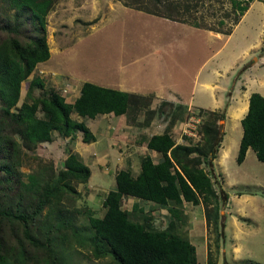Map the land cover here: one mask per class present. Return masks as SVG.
Listing matches in <instances>:
<instances>
[{
    "label": "trees",
    "instance_id": "obj_1",
    "mask_svg": "<svg viewBox=\"0 0 264 264\" xmlns=\"http://www.w3.org/2000/svg\"><path fill=\"white\" fill-rule=\"evenodd\" d=\"M3 1L9 10L18 12L19 19L28 14L29 23L34 30L33 39L24 46L15 39L0 41V115L4 121L10 118L16 119L15 126L18 129L15 130V133L18 134L25 149L28 150L38 144L49 142L52 131L64 138H71L78 132L81 134L83 143L92 142L94 139L83 122L73 121L70 118L71 113L87 119H93L98 114L114 116L125 114L127 116L128 107L131 104H135L139 100H148L150 103L149 98L146 97L83 82L78 97L70 105L65 103L64 98L58 92L52 88H46L40 78L33 77L28 81V88L24 95L25 100L20 104L18 112L10 113V109L19 100L20 83L26 78L28 79L38 63L45 62L49 57L45 17L51 10L54 1ZM252 1L254 0H230V4L237 15L242 16ZM160 4H167V0H152L151 6L154 11L144 12L175 21L171 15L163 13ZM166 10L172 13L170 7H167ZM18 18L16 17L15 20L18 21ZM238 20L233 26L237 24ZM193 27H197V25H193ZM231 29L223 32L206 30L228 35ZM165 104L162 103V105ZM166 105L173 107L170 104ZM175 108L181 109L177 106ZM199 111L201 113L197 117L203 118L204 116L207 119H202L199 124L200 140L196 145L173 143L169 128L179 119L180 115L179 112H174L171 115L172 119L169 120V123L167 122L166 130L162 134L151 136L146 143L149 150L159 153L158 161L153 162L148 156L142 157L139 161L140 172L135 179L131 178L127 171L116 172L114 189L106 193L101 204L105 210L103 216L95 218L87 209L83 210L82 213L86 215L87 228L78 229L70 224L68 214L74 212L76 215H81V209L75 207L74 210L67 212L70 207H66L60 200L64 210L60 206L57 209L55 225L51 224L52 226H50L53 231L49 234V243H55L53 233L57 231L59 235L64 236L62 237L64 240L70 237L76 239L80 246L87 244L95 258L109 257L113 264H196L194 246L179 233L183 224L179 209L168 208L167 211L172 216V221H168L163 229H154L148 223V219L149 222H152L151 211L142 214L143 210L134 203L131 212L127 213L122 209L121 201L122 198L128 196L139 201L155 203L160 208H166L168 202L174 206H179L182 202L192 206L201 203L206 227L210 226L215 234L220 232L223 222L219 212L227 200V195L219 185L216 188L212 186L216 184V181L211 169V161L220 141L218 127H215L212 123L215 121L212 119L216 116L222 120V116L201 109ZM36 112H40L42 117H35ZM150 114L153 113L150 112ZM130 121H135V118ZM240 126L242 133L236 163L242 162L248 148L254 153L258 162L264 163V98L259 94L251 93L249 95L247 111L240 120ZM12 142L14 141L6 143L10 151L13 150ZM201 163L208 166L207 171L199 167ZM12 167L13 165L6 166L4 171L11 172ZM62 168L57 181L65 189L67 193L65 195L73 198L78 197L73 185L70 182L63 183V181L71 179L74 181L73 183L85 182L88 178L87 168L74 153L67 154ZM18 188L19 186H16L14 190H18ZM44 195L46 198L48 197L46 188ZM43 204V200H38L29 218L7 209H0V223L8 225L10 228L20 227L22 235V240L17 243V255L13 254L14 249L11 247L0 250V264H66L61 260L46 263L48 247L44 243L38 244L29 230L28 224L32 220L40 225L37 219ZM136 212L142 214L143 219L132 218ZM3 243H5L4 237L0 233V245ZM30 247L32 250L45 251V256L33 259L28 250L31 249ZM52 258L57 259L55 255ZM207 262H209L208 259Z\"/></svg>",
    "mask_w": 264,
    "mask_h": 264
},
{
    "label": "crops",
    "instance_id": "obj_2",
    "mask_svg": "<svg viewBox=\"0 0 264 264\" xmlns=\"http://www.w3.org/2000/svg\"><path fill=\"white\" fill-rule=\"evenodd\" d=\"M82 2L86 3L85 0ZM111 3L106 5L108 13L114 14L116 11L125 14V18H130V14H132L130 10ZM74 4L78 8L76 15L80 14V18H82L83 11H79L80 0L75 1ZM87 5L88 3L82 4L81 8ZM90 6L93 9L92 13H89L88 7H85L84 13L88 14L91 19L96 18V14L99 15V12L97 13L99 4L96 3L93 7L91 3ZM53 7L52 5L48 14ZM138 17H143V20L154 24L167 26L171 31L176 28L181 30L182 34H177V37L172 39L162 37V39L154 42L147 40L145 46L148 51L141 55L124 53L109 57L104 74L98 75L97 72L100 68L97 63L92 62L91 65H95L99 69L96 68L91 79H80L77 82L78 92L72 95L69 89L62 88L61 85L63 82H68L69 79L75 82V76L78 74L71 68L62 67L63 59L61 56L58 60H53L49 49L48 59L38 63L31 74L34 75L35 70L36 77L42 80L44 86L58 92L64 98L65 103L70 105L78 97L83 82L149 98L152 108L160 103H166L173 107H180L185 111L193 110L191 112H196L201 109L214 113L219 112L223 107V102L227 101L220 141L211 161V169L220 189L226 193L230 192L228 198L234 208L248 212L255 208L258 200H260L258 208L255 209L258 210L255 218H248L246 221L242 218L238 219L241 225H248V232L243 235V240H237L233 244L231 240L227 239V243H230L228 248L226 247L227 253L232 254L233 249H238L237 256H242L243 252L247 253V235L251 233L253 227L258 228V222L254 219L264 216L262 215L264 210L260 207L264 200L256 195V193L264 194V163L258 162L249 148L246 150L242 162L236 163L242 133L240 120L247 111L248 97L251 93H257L264 98V4L257 0L249 3L246 11L228 35L167 22L153 16ZM196 41L199 43V51L203 55L200 56L197 67L190 69L193 67L191 53ZM57 63H59V67L55 68ZM38 66L42 69H39ZM142 115L143 113L137 115L135 121L131 122L125 114L119 116L98 114L93 119H87L71 113L70 118L76 122H83L92 135L94 140L89 143H83L81 134L78 132L71 138L60 137L55 131L50 133L51 140L46 143L55 146L58 143L74 142L72 153L88 170L87 180L83 183H76L77 187L76 185L74 187L75 191L77 188L78 197L84 195L88 201L93 196L98 198L97 195L105 197L108 191L114 189L116 172L127 171L130 177L135 179L140 172V158L149 156L153 162L158 161L159 153L149 150L146 143L151 136L164 132L166 121L159 123L152 117L143 121ZM184 123V120H177L169 128V134L174 144H179L181 141L180 145H185V142L188 141H185L182 135ZM136 141H140V143L138 144ZM127 143H132V146L135 144L134 147L137 146V149L128 151L116 163L118 152ZM63 153L62 150L60 155ZM65 158L62 156V162ZM96 174L102 178H110V186L106 191L98 183L92 181ZM124 200L130 202L131 206L134 203L140 204L138 208H141L144 213L151 211V214L163 215L160 217L165 218L166 222L172 221V216L167 209L171 207L179 209L183 221L179 233L185 236L196 250L195 246H197L196 243H199L198 236L201 234V229L197 235L192 228L193 223L195 222L194 225L200 223V226L206 230L202 209L200 211L202 219L197 220L195 218L198 215V205L192 206L182 202L179 206H174L168 202L166 208H160L155 203L139 201L128 196ZM89 208L91 209V207ZM93 208L92 211L96 210V213L101 214L97 218H101L105 210L100 206L99 209ZM230 217L227 215L225 222L230 223ZM232 226L234 225L232 224ZM232 257L233 255L230 260ZM242 257L245 258V256ZM243 260L246 261L247 259Z\"/></svg>",
    "mask_w": 264,
    "mask_h": 264
},
{
    "label": "rangeland",
    "instance_id": "obj_3",
    "mask_svg": "<svg viewBox=\"0 0 264 264\" xmlns=\"http://www.w3.org/2000/svg\"><path fill=\"white\" fill-rule=\"evenodd\" d=\"M53 1L55 2L53 4L54 7L45 17L46 41L48 49L53 57L52 59L58 60L61 56L63 59L62 67L71 68L77 72L76 74H78L75 76V82H72L69 79L68 82H63L61 85L62 88L69 89L71 95L78 92L77 82H79L80 79H91L93 75L92 73L96 68H100L97 72L98 75L102 73L104 74L106 72L105 65L107 64L109 57L124 53L141 55L148 51L145 46L147 40H152V42H154L155 40L162 39V37L164 39H172L177 37V34H182V31L176 28L171 31L167 26L154 24L143 20V17H138L146 15L157 17L144 12L154 11V8L151 6L152 0H85L86 3H83V0H80L79 11H83L82 18H80V14L76 15L78 8L74 4L75 1L79 0ZM111 2L122 6L126 10H130L132 12L130 18H125V14L116 11L114 14L108 13L106 5ZM260 2L264 4V0H260ZM87 3V6L81 8L82 4L86 5ZM91 3L93 4V7L96 3L99 4L97 10L99 15L96 14V18L92 19L88 14L84 13L87 7L89 13H92L93 9L90 8ZM165 6L170 7L172 13H169ZM160 7L165 15H171L175 21L160 17L157 18L166 20L167 22L183 24L184 26L199 30L212 29L223 32L231 29L233 24L241 17L238 16L237 12L231 7L230 0H167V4H160ZM16 17L18 18V12L9 10L4 1L0 0V41L4 39H15L24 46L29 44L33 39L34 30L29 23L30 18L28 14L20 19L18 18V21L15 20ZM193 25H197V27H193ZM198 46L199 43L196 41L195 47H193L194 50L191 53L193 67L190 69H195L197 67L199 58L203 55V53L199 51L200 47ZM92 62L97 63L99 68L95 65L92 66ZM38 67L39 69H42L40 66ZM58 67L59 63L56 64L55 68ZM33 74L34 75L31 74L30 76L31 79L36 77L35 70ZM28 81L29 80L26 78L20 83L19 100L17 101V104L10 109V113H17L20 104L25 100L24 95L28 88ZM226 104L227 101H224L223 107L220 111L214 112L217 116L221 115L222 120H219L216 116L212 119L215 121H212V123L216 128L218 127L219 135H221L222 131ZM149 111L153 114H150ZM191 111L193 110L185 111L182 108H171L166 104L162 105V103L152 108L148 100H139L128 107L127 119L131 120L132 118H136L137 115L143 113V121H146L148 117L156 119L159 123L166 121L165 129H163V131H165L167 128V122L169 123V120L172 119L171 115L174 112L180 113L178 120H185L188 115L197 118L196 115L201 113L200 111ZM35 117L41 118L42 114L36 112ZM200 119V121H202V119L205 120L207 117L203 116V118L201 117ZM15 124L16 119L10 118L4 121L0 115V209H7L14 213L26 215L27 218H29L32 210L35 209L36 202L38 200L44 201L40 216L37 219L39 220L40 225H37L36 221L32 220L29 222L28 227L31 231V235L36 239V242L38 244L44 243L46 247H48L49 250H46V263H50L49 261L61 260L66 264H113L109 257L95 258L87 244H82V246H80L76 239H71L70 237L64 240L62 238L64 236L62 234L59 235L57 231L53 233V240L55 243H49V234L53 231L50 226L55 225L57 209L59 206L62 208L61 203H64L66 207H70V210H67V212L74 210L75 207L81 209V215H76L74 212H70L68 215L70 218V224L73 227L85 229L87 228V221L86 215L82 213L83 210L87 209L95 218L100 217L101 214L96 213V210L92 211V208L99 209V206L102 208L101 204L104 197L103 195L101 197L97 195L98 198L93 196L90 201L86 200L84 195L74 198L70 197L69 195H65L67 194L65 189L61 186V183L57 181L58 175L63 169L62 156L66 157L68 153H72L74 142L71 143L69 141L66 143H58L55 146L44 142L27 150L22 146L18 134L15 133V130L17 131L18 129ZM198 131L199 128H197V133ZM199 137L198 134L197 138ZM197 138H195V140H197ZM11 140L14 142H12L13 150L11 149L10 151L8 144L6 143H9ZM192 140L194 141V138H192ZM136 143L139 144L140 141H136ZM180 144L181 141H179V144L176 143V145ZM191 145L195 146L196 143L192 142ZM134 146H124L125 152L119 155V157L122 159L124 154L128 151L137 149V146ZM17 149L19 150L17 151ZM62 150L64 153L63 155H60ZM9 165H13L11 172H5V167ZM199 167L205 171L208 169V166L202 163ZM92 181L98 183L104 191L110 186L109 177L102 178V176L96 174ZM64 182H70L73 187L76 185L71 179L70 181H63V183ZM217 183L218 182L216 181V184ZM216 184L212 185L213 188L218 186V184ZM16 186H19L18 190H14ZM45 188L48 192L47 198L44 195ZM224 193L227 195V200L220 210L223 227L220 229L219 233H213L210 226L206 227V230H204L203 227L200 226V223H196L195 225V222L193 223L192 228L197 235L201 229V234L198 236L199 243H196L197 246H195L197 263L218 264L239 262L240 264H264V216L254 219L258 222V228L253 227L250 231L251 233L247 235V253H242V256H245V258L237 256L236 252L238 249H233L232 254L227 253L228 250L226 251L230 244L227 243V239L231 240L233 244H235L234 242H237V240H243V235L248 232V225H241L238 222V219L242 218L246 221L248 218H255L258 213V210L255 209L258 208L260 200H258L255 208L250 209L248 212L247 210L241 211L234 208V205L230 202L228 198L230 192ZM256 195L264 200V194L261 195V193H256ZM85 201L87 202V205ZM90 202L91 204H88ZM137 205L139 206L140 204ZM130 206V202L122 199L121 207L123 210L130 213L133 205ZM89 207H91V209ZM260 207L264 210V202L260 204ZM197 208L198 215L195 218L200 220L202 219L203 214V210L202 214L200 212L202 209L201 203L198 204ZM142 214L145 213L142 212ZM142 214L136 212L134 214L135 216H132V218L143 219V216H141ZM160 215L161 214L158 213L151 214L153 223L149 222L150 220L147 218L148 223L154 229H159L160 226L163 225V219H161L162 217H160ZM227 215L231 216L229 218L230 223L225 222ZM262 215H264V212ZM232 224L234 226H232ZM0 233L4 237L5 242L0 245V250L5 247H11L14 249L13 254L17 255V243L22 240L21 228H10L8 225L0 223ZM30 248L31 249L28 250L33 256V259H39V257L45 256V251H37L35 249L32 250V247ZM53 255H55L57 259L52 258ZM232 255L233 257L230 260ZM206 258L209 262H206ZM243 259L247 260L244 261Z\"/></svg>",
    "mask_w": 264,
    "mask_h": 264
},
{
    "label": "clouds",
    "instance_id": "obj_4",
    "mask_svg": "<svg viewBox=\"0 0 264 264\" xmlns=\"http://www.w3.org/2000/svg\"><path fill=\"white\" fill-rule=\"evenodd\" d=\"M196 116H197V115H196ZM189 118H193V119L197 120V121H198V124H196V128H195V137H187V136H185V135L182 133L183 138L185 139V141L188 140L187 143L185 142L186 145H191L192 142L197 143V142L200 140V137L197 138V135H198V133H197V128H199V124H200V122H201V121H200L201 119H200V117L195 118V116L188 115V116H187V119L184 120V122H185V123H184V126L186 125V123H187V121H188ZM184 126H183V127H184ZM182 131H183V128H182ZM199 136H200V134H199ZM192 138H194V141L192 140ZM195 138H197V140H195ZM127 144L130 145V143H127ZM131 144H132V143H131ZM133 145H135V144H133ZM131 146H132V145H131ZM127 147H128V146H127ZM129 147H130V146H129ZM124 149H125V147H123L122 149H120V151L118 152V157L116 158V163L119 162V158H120L119 155H121V154H123V153L125 152ZM148 157H149V156H148ZM149 158H150V157H149ZM150 159H151V158H150ZM122 199H124V198H122ZM146 213H147V212H146ZM161 219H163V222H162L163 225H161L160 228L163 229V228H165V226H166V224L168 223V221L166 222L165 218H163V217H162Z\"/></svg>",
    "mask_w": 264,
    "mask_h": 264
},
{
    "label": "built area",
    "instance_id": "obj_5",
    "mask_svg": "<svg viewBox=\"0 0 264 264\" xmlns=\"http://www.w3.org/2000/svg\"><path fill=\"white\" fill-rule=\"evenodd\" d=\"M196 124H198V121L193 119V118H189L186 125L183 127V131L182 133L187 136V137H195V128H196ZM132 144L130 143V145H125V146H131Z\"/></svg>",
    "mask_w": 264,
    "mask_h": 264
},
{
    "label": "water",
    "instance_id": "obj_6",
    "mask_svg": "<svg viewBox=\"0 0 264 264\" xmlns=\"http://www.w3.org/2000/svg\"><path fill=\"white\" fill-rule=\"evenodd\" d=\"M221 214V212H219V215Z\"/></svg>",
    "mask_w": 264,
    "mask_h": 264
}]
</instances>
